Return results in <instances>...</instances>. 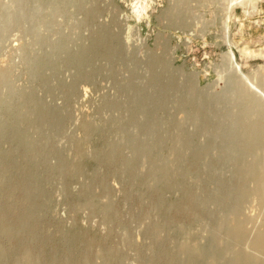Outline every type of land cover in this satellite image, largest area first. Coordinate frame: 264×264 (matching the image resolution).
Returning <instances> with one entry per match:
<instances>
[{
    "label": "rangeland",
    "instance_id": "374dc122",
    "mask_svg": "<svg viewBox=\"0 0 264 264\" xmlns=\"http://www.w3.org/2000/svg\"><path fill=\"white\" fill-rule=\"evenodd\" d=\"M242 75L264 82V0H0V264L264 260Z\"/></svg>",
    "mask_w": 264,
    "mask_h": 264
},
{
    "label": "bare ground",
    "instance_id": "6f19581e",
    "mask_svg": "<svg viewBox=\"0 0 264 264\" xmlns=\"http://www.w3.org/2000/svg\"><path fill=\"white\" fill-rule=\"evenodd\" d=\"M232 1L234 3L235 2L239 3L241 0H232ZM142 6H144V5H142ZM228 60L234 61L233 52H229ZM234 68L238 70L237 65H234ZM263 80H264V77H262V81ZM262 83H264V82L259 81V83L256 84L247 75H242V81H241L239 87L237 89H235V88H233L234 86L231 85L229 87V89H230V91H234V92L236 91L239 94L240 98H242V97L245 99L249 98L252 101L250 103L251 106L261 105L262 107H264V90L260 89V85ZM252 88H256L257 91H254ZM253 173H254L253 179H255V186H253L252 187L253 189H251V190L248 189V190L242 191V193L244 192V193H246V195H248L249 193H253L254 195L256 194L257 198H259V200H261L264 198V167L261 168L260 170L255 169V171ZM0 231L1 232H7L10 234L13 233L12 229H7L6 227L0 228ZM226 231L228 233V245H231L234 242L239 243L244 238V236L247 237L246 235H244L245 231H244V227H243L241 222L232 223L231 225H229L226 228ZM253 237L254 238L251 241V245L253 246V248L257 252L264 254V223L262 224L261 228L255 233V236L253 235ZM243 250H241V249L237 250L236 252H234L231 255L232 257L231 256L228 257L229 264H264V260L257 259L258 256H257V258L254 257L256 254L253 253L254 255L251 256V254L249 255L247 252H245ZM192 251L195 253H201V255H202L203 253H205L207 251V248L199 249L196 247V248L192 249ZM208 254H209L211 259L208 260L207 262H205L204 264H215V262H214L215 255L214 254H216V253L213 251L212 254L211 253H208ZM3 255H5V254L3 253ZM26 260H28V259H26ZM24 264H27V263H24Z\"/></svg>",
    "mask_w": 264,
    "mask_h": 264
}]
</instances>
